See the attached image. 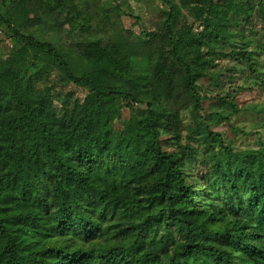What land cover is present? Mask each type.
Returning a JSON list of instances; mask_svg holds the SVG:
<instances>
[{"label": "trees", "instance_id": "16d2710c", "mask_svg": "<svg viewBox=\"0 0 264 264\" xmlns=\"http://www.w3.org/2000/svg\"><path fill=\"white\" fill-rule=\"evenodd\" d=\"M159 2L0 8V264H264V0Z\"/></svg>", "mask_w": 264, "mask_h": 264}, {"label": "rangeland", "instance_id": "374dc122", "mask_svg": "<svg viewBox=\"0 0 264 264\" xmlns=\"http://www.w3.org/2000/svg\"><path fill=\"white\" fill-rule=\"evenodd\" d=\"M12 1L15 0H0V8L1 11L4 12ZM116 3L119 2L121 4L122 10L125 14L122 15L121 20L124 26L132 28V31L136 32L140 25H144L146 21V17L150 14H153L156 9L161 7L159 0H113ZM183 13L186 15V11L183 10ZM136 17H139V21L136 20ZM191 20V19H189ZM13 41L6 34L3 27H0V56L8 53V51L13 47ZM141 66V65H140ZM140 66H138L135 70L139 71ZM199 84L201 87L200 92L202 93V110L201 116L205 122H214L219 120V114L224 113V108L221 109L218 106L214 99L210 98L209 90L212 89L214 84V77L212 73L203 77L199 80ZM87 90L83 87H78L70 82H62L58 85L52 92L53 105L56 109L59 108L60 103L63 97L69 93L72 99L81 100ZM185 119L187 115H184ZM120 120L116 122V126H119ZM213 129H217L221 131L223 137L226 138L228 136V127L224 122L217 123L213 126Z\"/></svg>", "mask_w": 264, "mask_h": 264}]
</instances>
